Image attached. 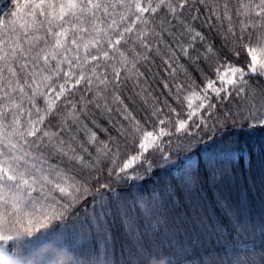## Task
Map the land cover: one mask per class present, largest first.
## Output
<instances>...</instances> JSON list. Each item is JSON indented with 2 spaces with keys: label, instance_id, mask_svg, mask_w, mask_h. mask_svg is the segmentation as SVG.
Here are the masks:
<instances>
[{
  "label": "snow or ice",
  "instance_id": "1",
  "mask_svg": "<svg viewBox=\"0 0 264 264\" xmlns=\"http://www.w3.org/2000/svg\"><path fill=\"white\" fill-rule=\"evenodd\" d=\"M245 125L264 0H0V264H264V154L258 204L217 192Z\"/></svg>",
  "mask_w": 264,
  "mask_h": 264
},
{
  "label": "trees",
  "instance_id": "2",
  "mask_svg": "<svg viewBox=\"0 0 264 264\" xmlns=\"http://www.w3.org/2000/svg\"><path fill=\"white\" fill-rule=\"evenodd\" d=\"M229 135L235 139L238 149H242L246 152V155L241 154L239 159L235 161L231 168V176L221 186L224 190L221 191V188H218L217 192L220 193L222 199L235 202L246 197L250 202L258 204V197L261 193L257 182V169L260 156L264 154V127L249 128L245 125L242 128H231ZM216 198V193L211 190H205L202 202L206 206L213 205ZM185 208H188L187 200H182L180 211H183ZM69 222L71 223V221ZM178 223L186 232H189L195 226L194 222L190 219L185 220L183 217L179 219ZM106 238L117 248L124 242L122 230L118 224L110 226L108 231H101L99 234L93 232L86 239V242L90 241L100 246L106 242Z\"/></svg>",
  "mask_w": 264,
  "mask_h": 264
},
{
  "label": "clouds",
  "instance_id": "3",
  "mask_svg": "<svg viewBox=\"0 0 264 264\" xmlns=\"http://www.w3.org/2000/svg\"><path fill=\"white\" fill-rule=\"evenodd\" d=\"M153 264H165V261L163 259L154 261Z\"/></svg>",
  "mask_w": 264,
  "mask_h": 264
},
{
  "label": "rangeland",
  "instance_id": "4",
  "mask_svg": "<svg viewBox=\"0 0 264 264\" xmlns=\"http://www.w3.org/2000/svg\"><path fill=\"white\" fill-rule=\"evenodd\" d=\"M240 150H241V151H240L239 154H238V159H239V156H240L241 154L246 155V152H244L242 149H240ZM238 159H237V160H238ZM237 160H236V161H237Z\"/></svg>",
  "mask_w": 264,
  "mask_h": 264
}]
</instances>
